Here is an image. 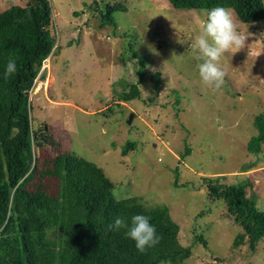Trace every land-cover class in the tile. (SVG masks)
Returning a JSON list of instances; mask_svg holds the SVG:
<instances>
[{"label": "rangeland", "instance_id": "1", "mask_svg": "<svg viewBox=\"0 0 264 264\" xmlns=\"http://www.w3.org/2000/svg\"><path fill=\"white\" fill-rule=\"evenodd\" d=\"M27 1L0 0V13ZM49 2L59 53L28 95L29 117L33 130L59 146L34 147L35 157L42 162L68 151L101 168L116 199L138 197L147 207L166 206L179 227V244L191 246L182 264H264L262 241L253 252L246 243L232 248L240 229L222 202L208 198L201 180H247V196L264 201V144L258 156L246 151L256 134L254 117L264 114V21L244 25L234 14L237 30L247 35L245 47L221 57L225 86L213 92L201 84L191 55L202 11L176 10L166 0ZM106 5L125 7L112 15L116 28L99 27L97 12ZM131 50L147 58L145 81L140 100L122 103L119 95L137 82ZM128 142L134 150L122 157ZM185 146L190 154L181 158ZM195 233L206 247L193 244Z\"/></svg>", "mask_w": 264, "mask_h": 264}, {"label": "trees", "instance_id": "2", "mask_svg": "<svg viewBox=\"0 0 264 264\" xmlns=\"http://www.w3.org/2000/svg\"><path fill=\"white\" fill-rule=\"evenodd\" d=\"M166 1L176 10L231 8L244 25L264 21L263 0ZM115 11H125V7L106 5L104 11L98 10L101 29L116 28ZM52 17L49 0H28L23 7L11 6L0 13V264H182L190 257L191 246L179 244V227L166 206L147 207L138 197L116 199L114 185L104 171L68 151L42 162L33 154L34 147L44 151L59 146L50 135L32 129L28 102V92L43 61L59 53ZM131 55L128 59L138 64L137 82L119 95L122 103L140 100L139 85L145 81L146 56L133 50ZM10 58L15 59L17 68L5 79ZM158 77V73L152 77L157 92L161 90ZM253 126L256 134L248 140L246 151L258 156L264 144L263 113L254 117ZM134 147L126 143L121 156ZM189 154L185 146L180 157ZM249 166L241 172L255 165ZM222 178L202 177V185L211 201L224 204L240 229L232 248L246 243L253 252L260 241L264 244V211L255 208L254 194L247 196L246 190L251 189L247 180L224 184ZM50 180L57 185H49ZM54 186L56 192H52ZM136 214L149 217L161 237L156 246L144 252L126 237L125 228H108L116 218L127 223ZM194 242L206 247L197 233Z\"/></svg>", "mask_w": 264, "mask_h": 264}, {"label": "clouds", "instance_id": "3", "mask_svg": "<svg viewBox=\"0 0 264 264\" xmlns=\"http://www.w3.org/2000/svg\"><path fill=\"white\" fill-rule=\"evenodd\" d=\"M197 21L198 33L190 46L192 58L198 61L195 66L197 75L203 86L213 92H220L225 86L227 74L221 67V57L230 51L236 53L244 48L247 35L237 30V22L231 8L217 6L202 10ZM173 55L178 59L183 58V54ZM47 59L49 61L50 56ZM16 68L15 59L10 58L5 65V79L11 76ZM119 198L117 195V199ZM255 208L264 211V201L258 200ZM108 228L109 230L125 228L126 237L134 242L136 249L140 252L156 246L161 239L149 222V217L142 214L133 215L127 223L121 218H116L114 223L108 225Z\"/></svg>", "mask_w": 264, "mask_h": 264}, {"label": "built area", "instance_id": "4", "mask_svg": "<svg viewBox=\"0 0 264 264\" xmlns=\"http://www.w3.org/2000/svg\"><path fill=\"white\" fill-rule=\"evenodd\" d=\"M47 62H48V59H46V60L43 61V64H42V67H41L40 73L38 74V76H37L36 79L34 80V83H33L32 87H31V89L29 90L28 95L31 94L33 88H34V89L36 88V87H35V84H38V83H39L38 81L41 80L42 73H43L44 69L47 68ZM39 85L41 86L42 84H39Z\"/></svg>", "mask_w": 264, "mask_h": 264}, {"label": "water", "instance_id": "5", "mask_svg": "<svg viewBox=\"0 0 264 264\" xmlns=\"http://www.w3.org/2000/svg\"><path fill=\"white\" fill-rule=\"evenodd\" d=\"M130 121H131V119L129 118V119H128V123H130Z\"/></svg>", "mask_w": 264, "mask_h": 264}]
</instances>
